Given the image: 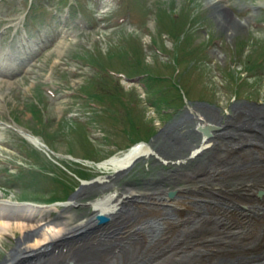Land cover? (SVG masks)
I'll return each mask as SVG.
<instances>
[{
  "label": "rangeland",
  "instance_id": "rangeland-1",
  "mask_svg": "<svg viewBox=\"0 0 264 264\" xmlns=\"http://www.w3.org/2000/svg\"><path fill=\"white\" fill-rule=\"evenodd\" d=\"M220 4V9L226 17L229 19L234 17L236 20L244 22V26L238 27L235 32L228 29V24H224L226 20L219 22L220 19L213 13L215 3L212 5L209 0H0V26L14 24L26 13L30 15H33V12L36 13V17L33 15L35 20L28 22L27 18L25 22V26L28 23V27L25 28L26 32L30 34L37 32L38 29L45 33H51L49 27L41 25L43 21H46L49 12L55 11L56 14L61 12L63 16V12L70 7V10L75 13L74 17L81 20L77 23L75 39L64 38L67 45L64 48L59 46L63 49L59 54L51 47V51L48 50L49 52L47 51V54L40 58V64L32 69L33 74L22 75L16 78L19 80L16 81L17 84L10 85L9 96H6V105L3 109L0 107V120L11 123V114H15L22 121H26L31 118V113L26 107L29 102V92L38 85L40 88L42 85H46L53 89L54 97L45 90V92L43 91L45 95L43 105L45 108L46 104L47 111L44 112L46 124L43 126L42 133L45 134L47 142L55 148L56 157L62 164L67 163L65 165L74 167L75 163L69 160L68 153H72L78 158L91 159V162H82L84 166L77 168L86 169L88 175L84 172H80V174L87 175V178H90L86 180L92 181L98 179V176L102 177L110 172L106 168L95 166L92 161L99 162L115 152V154L120 153L118 149L126 150L135 139H138L137 137L146 136L149 131H146L148 127L156 131L150 143L164 157L181 152L182 148L178 152L172 151L171 144L181 145L189 139L194 144L196 139L188 136L183 137L185 139L182 138V142L180 140L175 142L173 134L169 135L168 139L161 136V131L167 130L172 119L179 118H176L174 114H178L180 117L185 115L182 109L187 104L194 105V102L211 104L213 109L209 106L201 105L199 107L204 112L195 106V109L206 117H209L207 111L210 109L214 111L217 106L220 115L223 114L220 108H223L228 113L235 109L251 112L254 116L260 109L255 105L260 107L264 102V0H221ZM101 8H109L110 11L100 15ZM166 10H176L180 16L172 20ZM66 12L69 14V10ZM127 14L131 20L135 19L136 21L130 23ZM224 15L222 14V16ZM124 18L126 20L121 23L120 20ZM62 23L61 19V25ZM148 24H150L149 27ZM171 31L175 37L171 36ZM27 33H24L23 36L29 35ZM178 35L180 38L177 40ZM129 36L131 37L129 44L125 46ZM57 37L58 34H54L51 39ZM11 38L8 33L3 36L4 40ZM45 38L50 40V38ZM14 45L12 41L10 47H14ZM137 55L141 59L139 63ZM81 57L98 63L95 60L96 57L111 64L112 68H109V71L113 73L111 77L104 80L99 77L101 73L99 71V74L95 75L96 80L92 82L96 84L95 87L99 93H113L117 98L118 96L123 98L122 103L124 101V104L121 107L117 101L112 103L107 98L104 100V96L101 104L104 111L102 110V114L98 116L96 113L99 108L95 105L92 106L91 102L84 104L77 88L87 76L89 77L93 69L86 65V61ZM137 64H139L140 73H133ZM190 65L197 69L187 70L186 68ZM177 68H180L178 74ZM123 70H126L130 75H125ZM116 72H124L123 75L127 78L121 77ZM233 75L237 79L245 76L239 86L233 80ZM134 78L140 79V83L134 82ZM172 78L177 80L175 83L191 102L188 101L186 104L182 102L178 111L168 118L167 114L160 112L163 110L167 112L170 108H175L180 104V94L175 84L172 83ZM142 88L145 89L144 92ZM89 93L91 94L90 91ZM236 94L240 96L237 97ZM245 96H249L253 100V102H247L253 104L252 106L245 104L244 99L249 100ZM161 98L166 104L157 103ZM117 103L119 107L116 108ZM81 104L83 105L81 106ZM155 107L157 108L155 109ZM92 110L95 111V114H92ZM112 112H115L113 113L114 117L111 116ZM68 115L74 117L73 121L76 123H80L79 121L82 123L91 118L88 121L89 124H84L85 127L87 126L88 134L77 129L76 125L69 121ZM94 118L97 119L94 120ZM246 118L242 121L232 122L233 126H226L228 127L227 136L221 135L222 141L226 145L240 140L246 142V135L252 134V132L247 134V129L237 132L238 122H242L246 127L249 126ZM28 124L29 127L40 126L37 119L28 121ZM187 128H189L188 124ZM232 129L236 130V135L231 138L230 131ZM263 129L260 130L261 134H257L255 138H262ZM1 132L0 168L6 166L8 171L4 175L5 177L0 179V198L5 196L9 199H18L19 193L22 192L27 197L50 198L56 195L67 199L66 196L74 190L71 195L78 193L77 202H83L88 195L93 194L92 198H94L102 191H111L119 187L125 188L126 184L130 185L133 190L147 193L146 188L153 189L152 192L160 189H154L155 187L151 186L148 181L158 177L166 179L167 173H171L173 170L180 172L187 169L161 164L152 157L146 161L147 169L138 161L125 175L123 174L112 181L107 179L106 182L110 183L108 182L109 186L106 190L101 186L81 189L83 187L81 183L71 176L70 171L72 170L67 172L53 160L46 158V167L36 160H32L29 166L24 165L22 162L25 158L21 151H24L28 144L33 147V144L25 140L26 144L20 139L21 143L16 142L15 140L21 136L12 130L6 129ZM239 133L241 134L239 135ZM234 138L239 139L235 140ZM18 149L20 150L18 151ZM33 153L38 155L35 150ZM223 162L225 164V161ZM0 173L4 172L0 171ZM240 173L242 172L233 171L230 176L228 174V177L232 178L235 174L238 177ZM257 175L258 173L252 177V173H248L245 179L255 180ZM8 177H10L9 182L4 181ZM84 177L86 178V176ZM174 185H183L177 175H172L169 178V186L166 184L168 189H174ZM6 186H11V188L6 190L4 189ZM74 186L76 188L72 190ZM3 191H7V194H4ZM257 193L258 190H256L255 196L260 200L261 197H258ZM77 202L71 206H57L55 212L44 211L43 220H38L39 216L31 221L18 219L4 221H9L8 223L11 224L23 223L37 226L49 220H55L53 222L55 224L62 220V216L69 223H77L90 213L89 208L76 206ZM49 209L52 210L54 207L51 206ZM162 216L163 223L167 217V209L163 210ZM150 223L146 226H149L147 230L156 232L162 227V224L158 225L159 223L155 219ZM157 235L147 244L150 245L149 247L160 244L163 235L161 237ZM28 237L32 239L37 236L31 234ZM23 238L24 230L8 228L0 233V262L8 252L13 254L14 246ZM173 251V245H171L167 253ZM192 252L186 255V259L189 261L187 264L193 263L194 258L195 261L198 259L197 254H192ZM238 255L242 256L239 252ZM238 255H232V257L237 258ZM148 259V262H158V264L173 262L167 256L157 260L153 255ZM144 262L142 256L136 252L132 264H143Z\"/></svg>",
  "mask_w": 264,
  "mask_h": 264
},
{
  "label": "bare ground",
  "instance_id": "bare-ground-1",
  "mask_svg": "<svg viewBox=\"0 0 264 264\" xmlns=\"http://www.w3.org/2000/svg\"><path fill=\"white\" fill-rule=\"evenodd\" d=\"M209 1L212 5L215 3L213 13L220 19L219 22L226 20L224 24H228V29L235 32L238 27L244 26V22L224 15L220 9L221 0ZM59 46L66 47V42ZM59 46L53 49L58 54L63 50ZM0 86L4 88V83L0 82ZM8 92V88L0 91V104L2 102L5 105L4 99ZM261 110L254 114L247 122L249 126L245 127L252 132L246 135V142H250L256 150L250 153V158L236 157L234 154H240L239 148L230 146L229 155L223 157L225 164L217 156L204 160V165L198 168L193 177L188 178L190 181L184 182L183 187L174 185L172 198L165 195L161 197L156 192L152 195L151 188H146L147 193H142L133 190L128 184L125 188L106 190L109 181L130 172L138 160L146 162L152 157V147L139 144L100 164L112 172L108 175V182L105 179L81 188L101 186L106 190L105 194L91 199L92 214L88 219H81L74 224L61 217L62 220L55 224L47 222L42 226L11 224L0 219V233L8 228L24 230V241H18L12 250L13 254L8 252L0 264H132L136 252L144 259L143 264H158L157 261L148 262L151 254L157 260L167 256L173 261L171 264H187L186 255L191 251L192 254L198 251L197 262L194 258L191 264H264V134L261 139L255 138L264 127V110ZM207 113L208 118L199 120L202 118L199 113H193L190 117L189 111L187 118L199 126L216 125L221 121L215 120L221 116L217 109H210ZM233 131H230L231 138L235 137ZM213 137L207 138L204 133L197 144L193 145L189 139L183 145L171 144L170 149L178 152L181 148L196 147L195 151H205L204 148L211 143L212 147L216 145L218 139ZM158 157L166 160L160 154ZM233 171L242 173L229 178L228 174L230 176ZM245 172L252 173V177L257 173L259 176V172L261 175L256 176L255 180H246L248 173ZM180 188L189 190L186 191L189 195L197 192L194 198H187L186 194L179 191ZM256 190L263 192L260 200L255 196ZM0 205L5 210L13 209L12 212L18 210L17 206L25 207V204L10 200H0ZM33 209L39 211V208ZM166 209L167 217L162 223V212ZM34 210L31 209L33 213ZM99 213L109 216L111 220L103 228L96 229L94 216ZM154 219L158 225L162 224L156 232L146 227ZM195 225L202 228L196 231L198 228L192 229ZM138 233L140 240H137ZM31 234L37 237L30 239L28 235ZM156 235H163V238L160 244L151 248L147 244ZM57 241L63 244H57ZM171 245L174 251L167 253ZM232 255L239 257L233 258Z\"/></svg>",
  "mask_w": 264,
  "mask_h": 264
},
{
  "label": "water",
  "instance_id": "water-1",
  "mask_svg": "<svg viewBox=\"0 0 264 264\" xmlns=\"http://www.w3.org/2000/svg\"><path fill=\"white\" fill-rule=\"evenodd\" d=\"M217 127L214 125H207V126H199L198 129L206 134V136H211L212 131L215 130ZM262 192H259L261 194ZM170 196L173 194V192L168 193ZM95 221H96V228H101L105 223L109 221V217L103 214H96L95 215ZM63 243V242H62Z\"/></svg>",
  "mask_w": 264,
  "mask_h": 264
},
{
  "label": "trees",
  "instance_id": "trees-1",
  "mask_svg": "<svg viewBox=\"0 0 264 264\" xmlns=\"http://www.w3.org/2000/svg\"><path fill=\"white\" fill-rule=\"evenodd\" d=\"M51 199H55V197H52Z\"/></svg>",
  "mask_w": 264,
  "mask_h": 264
}]
</instances>
